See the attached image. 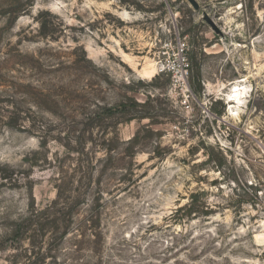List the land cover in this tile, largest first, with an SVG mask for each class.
<instances>
[{
    "label": "rangeland",
    "instance_id": "374dc122",
    "mask_svg": "<svg viewBox=\"0 0 264 264\" xmlns=\"http://www.w3.org/2000/svg\"><path fill=\"white\" fill-rule=\"evenodd\" d=\"M195 1L0 0V264H264V0Z\"/></svg>",
    "mask_w": 264,
    "mask_h": 264
},
{
    "label": "water",
    "instance_id": "95a60500",
    "mask_svg": "<svg viewBox=\"0 0 264 264\" xmlns=\"http://www.w3.org/2000/svg\"><path fill=\"white\" fill-rule=\"evenodd\" d=\"M187 2L189 3V5L192 7V9L194 11H198L199 10V6L196 3L195 0H187ZM202 20L211 28V30L216 33L221 35V31L218 29V27L215 25V23L208 17V15L206 13H202Z\"/></svg>",
    "mask_w": 264,
    "mask_h": 264
},
{
    "label": "trees",
    "instance_id": "16d2710c",
    "mask_svg": "<svg viewBox=\"0 0 264 264\" xmlns=\"http://www.w3.org/2000/svg\"><path fill=\"white\" fill-rule=\"evenodd\" d=\"M137 106H138V104L136 102H134V100H131V107L132 108H135ZM126 108H127V106H125L123 104H119V105H117L115 107H109V108H107L106 111H107L108 114L113 115V112L114 111L118 110V112H121L120 111L121 109H122V112L123 113H126L127 112ZM132 108H130V109H132Z\"/></svg>",
    "mask_w": 264,
    "mask_h": 264
},
{
    "label": "bare ground",
    "instance_id": "6f19581e",
    "mask_svg": "<svg viewBox=\"0 0 264 264\" xmlns=\"http://www.w3.org/2000/svg\"><path fill=\"white\" fill-rule=\"evenodd\" d=\"M238 91H240V90H237V91H236V92H237V94H238ZM235 96H236V95H235ZM230 101H231V102H233V101H235V100H234V99H231Z\"/></svg>",
    "mask_w": 264,
    "mask_h": 264
}]
</instances>
